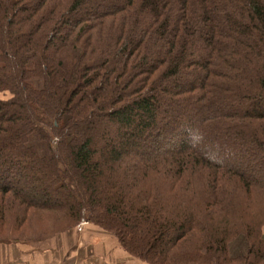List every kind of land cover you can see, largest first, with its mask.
Returning a JSON list of instances; mask_svg holds the SVG:
<instances>
[{"label": "trees", "instance_id": "obj_1", "mask_svg": "<svg viewBox=\"0 0 264 264\" xmlns=\"http://www.w3.org/2000/svg\"><path fill=\"white\" fill-rule=\"evenodd\" d=\"M0 93V244L264 264V0H0Z\"/></svg>", "mask_w": 264, "mask_h": 264}, {"label": "crops", "instance_id": "obj_2", "mask_svg": "<svg viewBox=\"0 0 264 264\" xmlns=\"http://www.w3.org/2000/svg\"><path fill=\"white\" fill-rule=\"evenodd\" d=\"M0 264H144L126 253L112 235L89 223L54 238L0 244Z\"/></svg>", "mask_w": 264, "mask_h": 264}, {"label": "rangeland", "instance_id": "obj_3", "mask_svg": "<svg viewBox=\"0 0 264 264\" xmlns=\"http://www.w3.org/2000/svg\"><path fill=\"white\" fill-rule=\"evenodd\" d=\"M0 97L4 100H7L11 97L9 93H0ZM137 124V118L133 119L131 124ZM116 127V126H115ZM105 135L108 136L110 139L113 136L110 134L109 130L106 129ZM31 144L38 147L42 155L50 156V152L48 150L47 144L42 142L37 135H34L31 139ZM243 240V239H242ZM241 239L236 240L233 244L230 245V253L232 257H241L243 256V241Z\"/></svg>", "mask_w": 264, "mask_h": 264}]
</instances>
